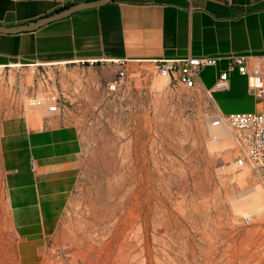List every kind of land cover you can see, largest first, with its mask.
<instances>
[{"label": "rangeland", "instance_id": "374dc122", "mask_svg": "<svg viewBox=\"0 0 264 264\" xmlns=\"http://www.w3.org/2000/svg\"><path fill=\"white\" fill-rule=\"evenodd\" d=\"M22 67L0 66V119L61 96L84 149L57 228L30 263L18 256L0 167V264H264V188L246 167H220L232 137L208 140L206 93L153 73L149 90L130 78L110 89L113 78L75 85L71 64Z\"/></svg>", "mask_w": 264, "mask_h": 264}, {"label": "crops", "instance_id": "0c3cea01", "mask_svg": "<svg viewBox=\"0 0 264 264\" xmlns=\"http://www.w3.org/2000/svg\"><path fill=\"white\" fill-rule=\"evenodd\" d=\"M78 1L0 0V24L26 23ZM243 52L264 54V0H109L32 30L0 31V66L71 64L80 86L111 80L120 60L130 81L148 86L154 59L219 56L188 88L206 95L208 90L214 111L221 113L264 110V99L252 93L237 69L229 73V87L214 88L226 56ZM65 100L59 96L60 108L50 112L46 101L37 99L0 119V167L18 256L25 263L57 228L78 180L82 127L75 106L67 108Z\"/></svg>", "mask_w": 264, "mask_h": 264}, {"label": "built area", "instance_id": "2783aa9c", "mask_svg": "<svg viewBox=\"0 0 264 264\" xmlns=\"http://www.w3.org/2000/svg\"><path fill=\"white\" fill-rule=\"evenodd\" d=\"M227 66L218 71L214 81V88L225 89L229 87V73L233 69L247 76L248 87L258 99H264V54L232 53L226 56ZM219 56L187 55L184 57H164L152 61L153 72L164 78L169 84L181 83L186 87H192L197 83L198 74L202 67L215 65ZM120 67L113 79L109 82V88L123 86L128 82L129 75L124 61H119ZM207 95L210 96L207 90ZM60 102L56 101L48 105L50 112L60 108ZM214 127H223L232 137L231 161L220 165L233 164L236 168L246 167L256 177L264 188V110L243 111L233 113H221L213 111L208 117V140H219V134ZM243 224L251 222L250 216H243Z\"/></svg>", "mask_w": 264, "mask_h": 264}, {"label": "water", "instance_id": "95a60500", "mask_svg": "<svg viewBox=\"0 0 264 264\" xmlns=\"http://www.w3.org/2000/svg\"><path fill=\"white\" fill-rule=\"evenodd\" d=\"M109 0H82L75 3H71L65 7L60 8L59 10L52 12L47 15H43L41 17H38L32 21L21 23L18 25H2L0 24V31L4 32H19L24 30H32L35 28H38L39 26L54 20L58 18H62L80 8L86 7V6H92L97 5L100 3H104Z\"/></svg>", "mask_w": 264, "mask_h": 264}, {"label": "bare ground", "instance_id": "6f19581e", "mask_svg": "<svg viewBox=\"0 0 264 264\" xmlns=\"http://www.w3.org/2000/svg\"><path fill=\"white\" fill-rule=\"evenodd\" d=\"M214 131H216L218 134H219V140H217L216 142L218 141H221L223 138H225L226 136H230L228 130H226L225 128L223 127H214L213 128ZM221 139V140H220ZM224 144V143H223ZM221 145V144H220ZM253 199H254V202L257 203L259 201H261V199H258V192L253 194Z\"/></svg>", "mask_w": 264, "mask_h": 264}]
</instances>
